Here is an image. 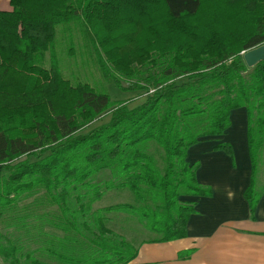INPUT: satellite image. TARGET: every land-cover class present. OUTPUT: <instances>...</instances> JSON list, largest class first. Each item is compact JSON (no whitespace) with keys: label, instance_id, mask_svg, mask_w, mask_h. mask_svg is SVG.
<instances>
[{"label":"trees","instance_id":"obj_1","mask_svg":"<svg viewBox=\"0 0 264 264\" xmlns=\"http://www.w3.org/2000/svg\"><path fill=\"white\" fill-rule=\"evenodd\" d=\"M9 1L12 10H0L5 262L133 264L144 243L186 238L196 213L189 198L212 196L188 151L225 135L240 108L252 166L244 198L254 218L264 194V61L248 67L244 54L264 45V0ZM60 26L80 31L117 88L126 80L127 90H145L143 79L153 92L130 107L90 84L72 85L55 52ZM215 150L234 162L229 143ZM126 192L134 204L102 205ZM118 215L155 237L135 245L115 229Z\"/></svg>","mask_w":264,"mask_h":264},{"label":"crops","instance_id":"obj_2","mask_svg":"<svg viewBox=\"0 0 264 264\" xmlns=\"http://www.w3.org/2000/svg\"><path fill=\"white\" fill-rule=\"evenodd\" d=\"M0 10L11 11L10 1L0 0ZM231 121L225 135L206 138L188 151L187 161L200 164L198 182L210 187L212 196L189 198L196 202V213L189 219L187 237L144 243L133 264H264V194L254 218L244 198L252 172L246 109L234 110ZM220 143L231 145L234 162L215 150Z\"/></svg>","mask_w":264,"mask_h":264},{"label":"rangeland","instance_id":"obj_3","mask_svg":"<svg viewBox=\"0 0 264 264\" xmlns=\"http://www.w3.org/2000/svg\"><path fill=\"white\" fill-rule=\"evenodd\" d=\"M55 52L61 68V73L72 85L90 84L98 92L108 91L111 99L115 102L127 103L130 107H136L143 103L147 95L153 92L151 83L142 79L141 85L147 89L139 91H129V82L122 80L123 88H117L115 84L109 82L103 76L96 51L87 44L84 36L78 29L73 27L67 29L65 26L57 28L55 39ZM42 66L50 68V54L45 55ZM151 90V91H150ZM110 117V112L100 116L90 127H96L105 123ZM263 161V160H262ZM261 163V162H260ZM261 174L264 176V166L259 167V179ZM130 203L134 204L132 196L126 193H112L102 203V205ZM115 229L125 235L127 240L134 242L135 245L154 238L152 233L146 232L132 217L118 215L114 217ZM0 264H8L0 257Z\"/></svg>","mask_w":264,"mask_h":264},{"label":"water","instance_id":"obj_4","mask_svg":"<svg viewBox=\"0 0 264 264\" xmlns=\"http://www.w3.org/2000/svg\"><path fill=\"white\" fill-rule=\"evenodd\" d=\"M244 59L248 67H254L264 61V45L246 52Z\"/></svg>","mask_w":264,"mask_h":264}]
</instances>
